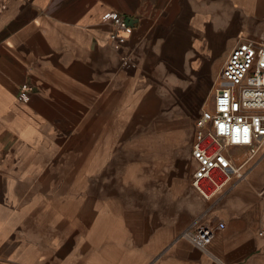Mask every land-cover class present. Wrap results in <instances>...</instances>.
Instances as JSON below:
<instances>
[{
  "label": "crops",
  "instance_id": "obj_1",
  "mask_svg": "<svg viewBox=\"0 0 264 264\" xmlns=\"http://www.w3.org/2000/svg\"><path fill=\"white\" fill-rule=\"evenodd\" d=\"M246 39L264 0H0V264H264V146L206 200L143 135L146 94L182 78L211 106Z\"/></svg>",
  "mask_w": 264,
  "mask_h": 264
},
{
  "label": "built area",
  "instance_id": "obj_2",
  "mask_svg": "<svg viewBox=\"0 0 264 264\" xmlns=\"http://www.w3.org/2000/svg\"><path fill=\"white\" fill-rule=\"evenodd\" d=\"M113 23L127 28L121 16H115ZM263 146L264 39H246L231 49L214 86L211 106L202 107L194 120L192 188L211 200L230 181L244 176V162L236 160L234 147H246L251 158ZM260 221L257 235L264 236V204ZM182 235L198 249L206 250L213 232L207 226H198Z\"/></svg>",
  "mask_w": 264,
  "mask_h": 264
},
{
  "label": "rangeland",
  "instance_id": "obj_3",
  "mask_svg": "<svg viewBox=\"0 0 264 264\" xmlns=\"http://www.w3.org/2000/svg\"><path fill=\"white\" fill-rule=\"evenodd\" d=\"M212 84L213 80L210 87L215 86V82ZM191 87L192 83L187 79H178L176 85L167 89L166 94L159 97L161 105L155 107L154 111H149L147 108L149 107L147 103L152 100V97L147 94L144 96L146 122L143 135L159 140L160 143L154 141L151 144L160 148L162 174L165 173L166 179L173 177L178 180L188 179L193 168L190 161L193 124L199 115L198 110L208 106L211 91L199 94L197 85ZM151 107L153 108V105ZM246 153L248 154V149ZM235 157H239L236 151ZM240 160L239 158L238 161Z\"/></svg>",
  "mask_w": 264,
  "mask_h": 264
}]
</instances>
